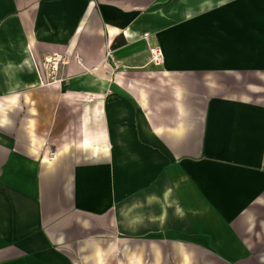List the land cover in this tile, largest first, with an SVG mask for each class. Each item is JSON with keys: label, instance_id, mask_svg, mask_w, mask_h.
Masks as SVG:
<instances>
[{"label": "crops", "instance_id": "0c3cea01", "mask_svg": "<svg viewBox=\"0 0 264 264\" xmlns=\"http://www.w3.org/2000/svg\"><path fill=\"white\" fill-rule=\"evenodd\" d=\"M255 250L264 0H0V264Z\"/></svg>", "mask_w": 264, "mask_h": 264}, {"label": "rangeland", "instance_id": "374dc122", "mask_svg": "<svg viewBox=\"0 0 264 264\" xmlns=\"http://www.w3.org/2000/svg\"><path fill=\"white\" fill-rule=\"evenodd\" d=\"M255 253H257L260 256H264V250H259V251L255 250ZM73 256H74L75 260H77V262L79 264H81L80 262H82V259L77 254V251H74ZM203 256L204 255H201V257H199V259L197 258L195 260V264H230L228 261H226L225 258L219 256V254L216 255L215 258H213V257H203ZM147 260H149V259H147ZM177 262H178V260L177 259H173L171 256H170V259L167 260V264H177Z\"/></svg>", "mask_w": 264, "mask_h": 264}, {"label": "built area", "instance_id": "2783aa9c", "mask_svg": "<svg viewBox=\"0 0 264 264\" xmlns=\"http://www.w3.org/2000/svg\"><path fill=\"white\" fill-rule=\"evenodd\" d=\"M152 61L156 64H160L164 60V53L160 47H154L152 52ZM54 66V65H53Z\"/></svg>", "mask_w": 264, "mask_h": 264}]
</instances>
